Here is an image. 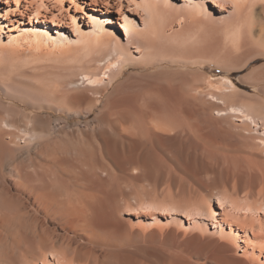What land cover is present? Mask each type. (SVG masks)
<instances>
[{
	"label": "rangeland",
	"instance_id": "obj_1",
	"mask_svg": "<svg viewBox=\"0 0 264 264\" xmlns=\"http://www.w3.org/2000/svg\"><path fill=\"white\" fill-rule=\"evenodd\" d=\"M139 1L0 0V20L9 27L16 28L20 37L19 41L11 42L8 32L2 31L3 27H0L1 115L14 122L19 121L22 128L45 130L50 133L49 140L47 138L46 142L44 141L32 153V157L36 160L45 159L46 162V157L53 156L54 153L62 155L81 148L85 145L86 132L92 134L100 127L106 129L111 114L117 115L116 117L121 116L118 118L122 123L121 126L126 125L124 129L120 127L123 135L120 140L122 146L135 150L140 155H147L148 167L133 171L135 173L132 176L124 175V179H120L121 189L118 187L119 190L114 192L106 204L104 202L98 205L97 207H103L95 210V212L100 211L96 214L100 215L98 216L102 221L98 219L101 222H104V218L108 215V224L111 226L117 220L116 225H113L117 227L118 221L121 220L119 224L122 225L118 227L121 229L116 231L118 228H115L117 233L112 232L116 234L115 237L109 234L110 238L108 235L105 239L106 242L114 238L111 243H102L104 238L100 236L98 238L94 233L96 231L93 232L94 227L91 230L88 226L87 223L90 221L88 215L87 219L83 217L88 209L81 210L85 213L80 215L81 212L74 211L79 203L74 202L76 206H73L72 216L71 212H68L62 221V225L70 230H68L69 236L72 234L70 240L74 238L72 240L74 249L81 247L85 255L95 253V256L104 253L101 257L103 260L109 256L103 251L105 244L108 248L116 246L119 250L125 243L129 245L125 242L129 240H125L128 236L132 239L129 246L136 242L133 248L129 247V250L134 249V246L139 247H135L143 251L139 256L146 254L153 264H264V251L249 246L242 231L241 234L239 233L241 236L236 240L215 232L223 221L234 224L237 230L248 228L251 222L258 224L264 221V143L245 131L248 127L254 131L253 123L241 121V115L213 113L216 119L203 120V125L201 124L204 127L201 131L203 134L199 139H195L193 134L182 132L181 128L176 131V129L157 126L156 121L152 124L149 122L152 129L148 131L150 134L138 128V120L142 121L146 115V119L156 118L159 113L160 116L181 118L186 112L184 116L186 118L191 111L187 100L192 97L194 88H201L206 93L211 91L220 94L227 87V84L222 83L220 76L232 79L241 94L227 98V103H217L219 107L225 109L232 105L248 104L255 106L253 110L256 114L264 115V80L244 79L255 68L264 66V56L254 58L245 65L243 63L246 62L249 54L244 48H237V43L241 42L243 36L250 35L258 39L262 34L264 0H229L225 3L220 0H206L209 10L215 13V17L220 12L232 15L242 13L237 18L232 16L231 20L223 25L221 20L216 21L203 13L198 14L197 19H201L199 21H191L184 17V13L179 14L178 11L173 17L166 18V15L161 14L159 23L163 26V33H152L150 36L157 45L154 48H157V57H160L157 60L160 63L149 65L143 70L139 66L126 67L104 93L99 105L93 108L94 101L83 97L75 104L72 103L73 107L70 103L69 106L75 110L70 109L71 112L68 105L64 104L63 99L66 98L62 92L63 82L71 76H80L85 70L95 72L97 63L93 61V57H98L105 47V44L84 40L83 35L92 31L93 25L105 26L111 19V25L115 26L119 35L124 38L126 27L124 28L123 25L126 18L134 19L133 22L139 24L138 28L144 29L142 23L145 17L144 8L138 3ZM176 1L179 3L186 1L190 4V8H193L190 2L192 0ZM91 6L97 7L98 11L91 9ZM40 25H49L50 32L46 31L48 34L38 36L26 34L28 28L35 29L39 34L44 33ZM59 35L66 41L56 43L55 40ZM90 60L93 62L91 63ZM96 72L100 73L99 70ZM101 72L100 74H103V71ZM147 77L148 80H145ZM97 78L99 79L100 76ZM104 80L108 81V79ZM118 83H122V86ZM81 88L83 89V86ZM186 93H190V96ZM59 94L63 98L61 95L59 98ZM128 95L133 97L128 98ZM61 101L64 102H62L63 107ZM106 103L108 106H105ZM87 108H91V112ZM77 109L82 113L80 111L77 113ZM175 111L176 113L173 114ZM149 115L151 117H148ZM22 148L5 161L7 172L11 169L16 171L29 161L30 155L25 148V150ZM197 148L200 152H197ZM201 150L207 154L204 159L199 154ZM193 153L195 156L199 155L196 160L193 158ZM154 154L157 156L155 157ZM121 181H124L122 186ZM9 183L13 184L12 180ZM115 194L118 200L114 199ZM114 201L118 204L117 211H114L116 207L113 206ZM209 204L215 212L213 216L205 214ZM59 211H55V214L60 215L61 211ZM113 216H117V219ZM54 221L47 222L46 225L54 229L55 233L59 232V238L63 237L61 242L62 240L68 242V232L63 231L64 226H59L57 220ZM110 221H113V224H110ZM108 224L106 223V227ZM9 229L1 231L0 227V252L3 254L5 251L4 257H8L12 251L19 248L16 244L17 240H14L15 232L11 234L13 229ZM124 232L126 238L122 240L120 238H124ZM117 235L122 237L117 239ZM96 238L102 239L97 241ZM115 238L116 241L120 239V242H116ZM113 240L115 243L112 242ZM91 241L93 244L97 241L98 246L101 244L102 250L92 245ZM109 244L116 245L109 247ZM135 251L138 253L137 250ZM109 252L107 251V254ZM4 260L6 259H1L0 263H13ZM49 260L55 261L54 255L49 256Z\"/></svg>",
	"mask_w": 264,
	"mask_h": 264
},
{
	"label": "bare ground",
	"instance_id": "obj_2",
	"mask_svg": "<svg viewBox=\"0 0 264 264\" xmlns=\"http://www.w3.org/2000/svg\"><path fill=\"white\" fill-rule=\"evenodd\" d=\"M220 1L225 3V2H228L229 0H220ZM190 2L193 8H190V4L187 3L186 1L179 3L176 0H140L138 3L144 8L143 14L145 15V17H143L142 23L145 28L144 29L142 28V30H140L138 28L139 24L133 22L134 19L126 18L124 20L125 25H123L124 28L126 27L125 28L126 29L125 38L123 36L121 37L119 35V32L114 28L115 26L113 27L111 25L110 23L112 21L111 18H109L111 20H108L107 23L105 22L106 23L105 26L93 25L94 29L92 31L85 32V35H83L84 36L83 38L84 40L88 39V40L94 41V43L96 44L97 43L102 44V45L105 44V47L100 52V55L98 57L95 56V58L93 57L94 59L93 61L97 63L95 65L97 70H99L100 73H102L101 71H103V74L96 72L97 70L94 69L95 72L85 70L84 72L81 73L80 76H77V77L71 76L69 78H66L62 86L63 87L62 92H64L63 96L66 99H63L65 100L64 101L65 103L61 101V105L63 102L64 104H66V106L68 105L67 107H69V110L71 109L75 111L72 108L73 105L78 101V99H81L84 97V98L94 101V104H95L93 106L94 108L96 105H99L101 103L104 93L108 90L109 86L113 84L114 80L117 79L122 74V72L124 71L126 67L139 66V68L141 67L143 70V69H146L149 65H155L156 63H158L159 60L157 59H159L160 57H157L158 56L156 53L157 48H154L157 45L154 44L153 39L151 40L150 36L152 33L154 34L163 33V26H161V24L159 23L160 16L166 15V18L173 17L174 16L173 14L176 13V11H178L179 14L184 13L183 14L184 17L191 19V21H199L201 19H197L198 14L203 13L205 16L212 18L216 21L221 20V25H223L224 23H226V21H230L232 16H235V18H237V17H240V15L242 14L241 12H238L237 15L220 12V14L215 17V13L209 10V5L207 4L206 0H192ZM91 9L98 11V8L94 6H91ZM1 26L3 27L2 31L8 32L9 39L11 42H16L20 40V37L18 35L16 28L9 27L8 25L5 24L3 20H0V27ZM41 27L44 30V33L40 32L41 34H39L35 29L30 30L31 28H28V31L26 32V34L28 33V35H34V36L46 35L50 32L49 30H51V27H49V25L41 26ZM5 28H8V29L5 30ZM46 31H48V33ZM175 39L179 40L178 37H175ZM63 41H66V39L61 37L60 35L55 40L56 43H61ZM240 41H239L240 43H237V48H240V47L244 48L246 53L249 54L248 59H246V62L243 64L247 65L254 58L264 56V49H263L264 47L263 46L264 45V25L262 27V34L260 35L258 39H255L251 37L250 35L249 36L247 35L245 37L243 36V39ZM89 46L91 47V45ZM91 48H93V46ZM260 48H262L263 50ZM263 68H264L263 65L259 66L258 68H255L244 79L251 78L255 81L264 80ZM97 75L100 76L99 78L100 80L97 78L98 77ZM101 76L103 77L102 79H101ZM220 78L223 84L225 85L227 84L226 85L227 87H225L226 90L224 89L220 94L219 93L216 94V92L214 93L211 91L206 93L205 90L203 91L201 88H194L192 97L187 100L191 107V111L188 112L189 115L187 114L188 116L186 118H184L186 112H184V116H183L182 114L183 111L180 110L179 108V110L182 111L180 112L183 116L181 118H179L178 116L177 117H172V116L167 117L165 115L160 116L161 114L159 113V116H157L156 118L146 119L147 117L146 115L145 119H143L142 121L138 120L139 122L138 128H140L142 132L143 131L148 132L149 130H152L150 127L151 125H149V122L152 124V122L156 121L155 125L157 126L159 125L160 127H163V128L167 127L168 129H171V130L176 129V131L179 128H181L182 130L181 129L179 130H181L182 132L184 131V133H187L189 135L193 134L195 139H199V138H202V134H203L201 133V131L204 128L202 127L203 120L205 121L213 120L215 118L213 117L214 114L226 115L229 113H233V114H236L237 116L241 115L240 117L242 118L241 121H247V122L250 121L251 123H253L252 125L255 126L254 131L252 129H249V127H248V130L246 129L245 131L250 134H253V136H255L256 138H258V140L264 143V115L256 114L255 111L253 110V107L255 106H250L248 104H242V105H232L229 108H225V109H222L221 107H219L217 103H227L226 102L227 98L232 97V96H237L239 93L241 94V91L237 89L238 88L237 84L232 79L226 78L224 76H220ZM104 79H108V81H105ZM145 80H148V77ZM118 85L122 86V83H118ZM82 86H83V89L81 88ZM55 89H54V92H55ZM117 89H119V87H117ZM186 94H189L190 96V93H186ZM60 95L61 94H59V98H60ZM91 95L94 97H91ZM123 96H126V95H123ZM130 96L131 95H128V98ZM70 103L71 104L74 103L72 104V107H70L71 106ZM112 103L114 104V102ZM105 106H108L107 103ZM165 107L167 106L165 105ZM64 108L66 109V107ZM76 108L77 107L75 106V109ZM90 110L92 109L89 108L88 111ZM79 111L81 112V110ZM79 111L78 109L76 110L77 113H79ZM175 113L176 111L173 114ZM181 114L180 115L178 114V115L181 116ZM169 115H172V114H169ZM0 116H2L1 112H0ZM116 116L117 115L114 116L113 114L109 116V120L107 121L108 123L106 122L107 123L106 129L100 127L99 129L94 130L92 134H90L89 132H86L85 145H82L81 148L75 151L65 152L64 154L60 153L62 155H57L54 153L53 156H49V157L47 156L48 158L46 157V160H47L46 162L44 158H43L44 161L36 160L34 157H32V153L43 144V142L48 138V136H50V133H48L45 130L37 131V130H32V129H25V128H22L21 124L19 123V121L17 122V120H15L16 122L11 121L9 120V118L7 119L6 117H4V115L0 117V227L2 229L1 231L6 230L7 228H10L9 230L13 229L11 234H13L14 232H15L14 235L16 234L14 236L15 239L14 238L13 239L19 242L17 243L15 241L16 244H18L17 247L19 248L17 249V247L15 246L17 250L15 249H14L15 251L11 250L12 253L9 254L8 257L3 256L5 255L4 253L5 251L3 252V254L2 252H0V262H1V259L2 260L6 259L4 261L13 262L17 264H39V263H42V264H100V261H101V264H153L149 261L150 259L146 256V254L139 256L143 253L141 249H136L139 247L134 246V249L137 250L138 253L134 249H132L133 248L132 246L135 245L136 242H134L133 245L131 243L132 246H129L130 242H132L131 241L132 239L128 238V236H126L127 237L126 238L125 232L123 233L124 235L122 234L124 238H120V236L122 237V235H120L119 237L117 235V239L118 238L122 240L125 238H126L125 240L129 239L130 241L124 240L125 242H128L129 245H125L126 243L124 242L125 243L124 244L122 242L124 245L122 246V243H120L122 247H120L119 250L116 249L118 247L115 246L116 244L118 245L119 243H116L115 245L109 244V247L111 245L115 247L111 246L110 248H108L106 244L109 243L114 238L111 237L112 239L109 241H106L107 243L105 242V239H107L109 234L117 233L116 231H119L121 229V228H118L121 220L120 222L118 221L117 227L113 226V225H116L117 220L115 221V224H113V221H110V224H113L111 226L108 224L109 220H107L108 218V215H107L108 213H107L106 214L107 217L104 218V222H105L104 224V222H101L102 219L99 217L100 215L96 214L98 212L100 213V211L95 212L96 209L103 207V206L97 207L98 205L104 202L106 204L107 200L114 195V192L115 191L117 192V190H119L118 187L121 189L120 179L121 178L124 179L123 177L124 175L132 176V174L135 173L133 171L144 170L148 167V164H149L147 155H140L135 150L126 149L125 147L122 146V144L120 143L121 142L120 140L123 135H121L122 132L120 130V127L124 129L126 125H124V127L121 126L122 123L120 119H118L121 116L119 117H116ZM148 117H151V115H149ZM123 118L124 117H122V119ZM132 122L133 121L131 120V125L133 124ZM129 123L128 125H130ZM237 126L238 125H236V127ZM239 127L241 126L239 125ZM261 128L262 130H260ZM148 133L150 134V132ZM246 137H244V139ZM22 147H24L26 151L28 152V154L30 155L29 157L30 159L27 157L29 161L27 163H24L21 167H19L18 170L16 169V171L11 169L9 172H7L8 170L5 167L6 165L5 161L7 160L8 157L10 158L13 157L14 155L13 156H10V155L17 153L19 149L21 151ZM198 151L200 152V150H198L197 148V152ZM199 154L202 156V159H204L207 155L202 150H201V153ZM154 156L156 157L157 155L154 154ZM193 156L195 160L196 158L199 157V155L195 156L194 153H193ZM17 159H19V157ZM204 161L206 162V160ZM11 180L13 184L9 183L11 182ZM123 182L121 181V186ZM114 199L115 200L117 199V194H115ZM75 201H78L79 205L75 208L74 211H77V213L81 212L80 215H84L83 213L86 212L85 213L86 215L83 217L86 218V216L88 215L90 223L88 222V220L86 221L88 222L87 224H89L88 226H90V229L92 230V227H94L93 232L94 230L96 231L94 232L96 233L95 235H98L97 236L98 238L99 236L104 238L103 239L104 241L102 240L103 241L102 243L105 242L106 246L102 244L104 245V247L103 246L102 247L105 249L103 251H106L105 255L107 256L109 255L108 257L104 256V257H107L106 259L102 260L101 258L104 253L100 255L96 254L97 256L96 255L94 256L95 253L85 255L84 254L85 251H83L81 247L80 249H76V248L74 249V247H72V242L74 243V241L72 240L74 238L72 239L71 237L72 240H70L69 237L72 234H70L69 236L70 230L67 229L68 228L67 226L66 228L64 225H62L63 224L62 221H64L65 219L64 215L68 212H71L72 209H74L73 206H76L74 205ZM113 203H114L113 206H116L114 207L115 208L114 211H117L118 204H115L116 201H114ZM107 206H105V208ZM85 208L88 209L89 213L87 211L85 212L81 211ZM58 210L61 211V212L59 211L60 215H58L59 213L55 214V211H58ZM91 210H93V212H91ZM70 214L72 216V212ZM205 214L210 215V216L215 215V212L212 209L210 204ZM116 217L117 216L115 217L113 216L114 219H117ZM98 218L101 219V221ZM54 220L55 221L57 220L56 223L58 222L59 226L60 225L64 226L63 227L64 232H68V235L66 233L67 239H69L68 242L66 241L65 243L63 242V240L61 242V239H63V237L61 236L62 238H59V235H58L59 232L55 233L54 229H51L49 228V225H46L47 222H51ZM94 220L96 222H93ZM106 223L108 224L107 225L108 227H106ZM115 228H118V230H116ZM241 231H242V235L245 236L244 239L247 241V244L249 246H252L253 248H259L262 251H264V221H260L258 224L251 222L248 228H245V229L238 228V230L234 224L223 221L218 226V230H215V232H217L219 235L226 237V238H231L232 240H236L237 238H239V236H241L239 235V233L241 234ZM114 235L116 234H113V237H115ZM110 236L111 235H109V238ZM101 239H97V241ZM115 241H116V238H115ZM96 242L93 244L91 241V244L94 246H98L96 245ZM112 242H114V240ZM100 245L98 247H100ZM129 247H132L131 249L135 252H133L132 250H129ZM80 250L82 253L80 252ZM93 250H96V249H93ZM99 250L101 251L102 248L100 247ZM110 250L111 252H109ZM107 251L109 252L108 254H107ZM139 252L141 253L139 254ZM51 255H54L55 261L49 260V256ZM97 260L99 262H97Z\"/></svg>",
	"mask_w": 264,
	"mask_h": 264
}]
</instances>
